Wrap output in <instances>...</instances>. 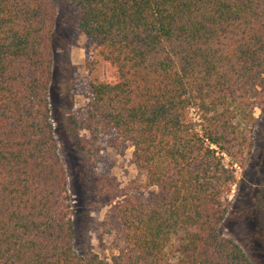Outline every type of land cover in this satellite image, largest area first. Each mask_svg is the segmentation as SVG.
<instances>
[{"label": "trees", "instance_id": "1", "mask_svg": "<svg viewBox=\"0 0 264 264\" xmlns=\"http://www.w3.org/2000/svg\"><path fill=\"white\" fill-rule=\"evenodd\" d=\"M68 1L109 76L92 86L90 124L133 144L160 195L122 196L111 263L75 253L50 118L56 11L0 0V264H251L219 230L246 165L237 114L264 112V0Z\"/></svg>", "mask_w": 264, "mask_h": 264}, {"label": "rangeland", "instance_id": "2", "mask_svg": "<svg viewBox=\"0 0 264 264\" xmlns=\"http://www.w3.org/2000/svg\"><path fill=\"white\" fill-rule=\"evenodd\" d=\"M50 1L56 11L50 118L67 179L73 250L111 263L125 249L118 213L122 196L150 202L160 191L143 188L146 176L134 164L131 142L117 147L114 130L95 133L88 119L92 86L109 79L107 67L96 45L77 28L79 9L68 0ZM237 115L246 165L235 166L237 184L224 198L228 211L219 231L251 264H264V112ZM179 245L174 238L168 250L172 261L179 258Z\"/></svg>", "mask_w": 264, "mask_h": 264}]
</instances>
